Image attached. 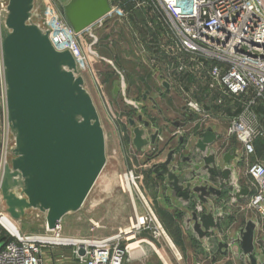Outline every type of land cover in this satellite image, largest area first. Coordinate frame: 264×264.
<instances>
[{"label": "rangeland", "instance_id": "obj_1", "mask_svg": "<svg viewBox=\"0 0 264 264\" xmlns=\"http://www.w3.org/2000/svg\"><path fill=\"white\" fill-rule=\"evenodd\" d=\"M67 2L68 0H37V5L43 7L52 4L64 14V5ZM142 25H135V30L125 21L115 22L113 19L105 18L81 33L78 38L88 57L86 87L92 93L102 119L108 156L116 159L118 163L115 177H107L106 173L100 182L102 185L100 190L105 195L98 201L97 210L100 214H103L104 210L107 212L109 192H113L114 195L119 192L124 193L132 201L128 188L129 177H127L132 173L134 177H139L138 186L166 233L159 228L156 229L157 224L154 222H150L151 228L136 229L138 219L150 218V214L131 183L138 209H135L131 202V215L125 217L123 224L117 227L123 228L124 231H130L131 226L136 227L133 230L136 234L127 235V237L136 235L135 239L123 240L122 245L132 248V242L144 241L141 245L148 252L137 253L142 257L136 262L139 264H251L249 255L242 247V241L248 223L253 222L255 229L252 253L259 264H264V220L256 211L248 207L252 190L246 183L244 156L240 153L242 162L229 166L223 164L220 158L232 147L240 148V143L236 137H233L228 145L214 143L206 152L199 150L196 146L197 141L211 124L200 123L197 117L192 116L186 107V96L182 89L172 85L170 89H166L163 85L164 80L168 81L167 78L159 70L160 67L156 68L152 65L149 54L143 51L144 45L140 41L142 38L135 37V32L139 34L144 32ZM110 79L112 85L107 87V81ZM205 101L207 100L204 99L203 103ZM141 109H145L144 120L150 122L151 126L154 125L155 130H159V136L154 145L138 150L133 144L134 133L130 119L135 120L136 125H143V122L139 123L137 120ZM5 123L0 72V139L3 137ZM151 131L149 134L152 133ZM172 149H176L172 165L180 171L175 173L180 177L181 183L186 181L185 186L190 185L192 190L188 202L177 197L168 183L167 176H158L153 170L156 163L166 161ZM215 155V163L210 161L208 164L204 161V158H213ZM210 168H213L214 172L211 173ZM224 173L227 174L225 178ZM186 174L187 178H184ZM196 187L199 188L197 194L193 193ZM245 188L249 190V194L243 195L241 190ZM158 195L159 200L156 198ZM175 203L179 206H175ZM174 207L177 210L172 212L173 216L171 211ZM193 213H196L198 220L205 214L213 217L215 224L209 227L207 235L200 237L192 227ZM188 218H191V224L187 222ZM93 220L92 214L87 210L72 214L65 219L61 235L78 240L94 239L99 233L107 236L109 227L94 228ZM176 220H180L182 224L186 221L188 227H174ZM18 225L20 231L25 234H46L45 225L41 223L22 221ZM119 228L116 230L117 233ZM201 228L205 231L204 227ZM183 231L187 232L185 242L181 236ZM221 242L227 243L228 246L219 249ZM73 249V245L48 247L45 251L47 260L49 259L48 264H62L61 260L64 264H72ZM128 251L124 264L132 253Z\"/></svg>", "mask_w": 264, "mask_h": 264}, {"label": "water", "instance_id": "obj_2", "mask_svg": "<svg viewBox=\"0 0 264 264\" xmlns=\"http://www.w3.org/2000/svg\"><path fill=\"white\" fill-rule=\"evenodd\" d=\"M0 1V57L7 137L0 211L18 229L22 221L44 224L46 234L35 236L59 234L65 240L77 239L62 236L60 225L67 216L91 212L90 200L105 174L114 171L116 159L108 156L105 129L93 95L86 87L85 73L70 50L55 46L45 22V6L39 7L37 0ZM110 8L109 0H68L64 15L80 33L106 17ZM163 85L170 89L168 81L164 80ZM144 115L145 109H141L137 120L143 125H136L130 119L133 144L138 150L154 145L159 136V130L144 120ZM218 138V130L210 125L196 146L206 152ZM175 152L176 149L169 151L166 161L156 163L153 170L158 176H167L177 197L188 202L192 190L175 173L178 171L172 165ZM215 157L204 161L215 163ZM220 158L226 166L242 162L237 147ZM214 169L209 170L212 173ZM198 191V187L193 189V193ZM241 194H249V190L242 189ZM192 220V227L200 237L207 235L209 227L215 224L209 214L198 220L193 213ZM93 221L94 228L103 227L100 220ZM187 222L191 224V218ZM135 228L131 226L130 231L119 228L114 236L134 234ZM254 229L255 224L249 222L242 247L250 263L259 264L252 253ZM78 243L81 244L79 254L84 255L83 243ZM227 246L219 243V249Z\"/></svg>", "mask_w": 264, "mask_h": 264}, {"label": "built area", "instance_id": "obj_3", "mask_svg": "<svg viewBox=\"0 0 264 264\" xmlns=\"http://www.w3.org/2000/svg\"><path fill=\"white\" fill-rule=\"evenodd\" d=\"M109 1L110 11L96 23L105 18L125 21L135 30V25L143 23L144 32H135V37L142 38L143 51L149 54L152 65L160 67L170 85L182 89L186 107L198 122L207 124L229 117L226 135L236 137L243 146V161L253 181L248 207L264 220V163L250 160L256 152L255 141L264 140V0ZM45 22L55 46L70 50L86 73L88 57L78 38L93 25L77 33L52 4L45 6ZM1 87L5 112L2 72ZM258 108L262 110L256 111ZM6 151L5 123L0 139V182ZM130 174L132 202L136 208L131 183L150 214V218H141L136 229L151 228L150 222H154L156 229L165 233L138 186L139 177ZM6 222L0 211V264H45L43 250L53 245H74L77 258L72 264H123L129 252V247L122 245L123 240L129 241L123 233L103 240H85V254L80 255L78 242L56 243L21 231L14 234Z\"/></svg>", "mask_w": 264, "mask_h": 264}, {"label": "crops", "instance_id": "obj_4", "mask_svg": "<svg viewBox=\"0 0 264 264\" xmlns=\"http://www.w3.org/2000/svg\"><path fill=\"white\" fill-rule=\"evenodd\" d=\"M111 85H112V79L107 81V87L111 86ZM107 91H108V89H107ZM109 95H111V94L109 93ZM260 110H262V108H258L256 111H260ZM229 116H230V114H229ZM229 121H230V119L227 116V117H223V118H220L218 120H212L209 122L212 126H214V127L216 126V129L218 130L219 138H218L216 144L222 143V145H225V144L228 145L231 143L232 138H228L226 135L227 129L229 126ZM237 151H238V155H241V154L243 155L244 151H243V146L241 144H240V148H237ZM255 151H256L255 154L250 157V160H252V161L259 160L262 163H264V140L263 139H257L255 141ZM243 166L245 169V178H246L247 186H249L250 187L249 189L252 190L253 181L247 173V164L243 163ZM117 167H118V163L116 160V165L114 166V171L112 173L109 172V174L107 173V177H111V178L115 177V174L118 171ZM101 187H102V185L100 183L98 188H97V191L94 195V198L92 197V200H90V204L92 201V205H93V208L92 209L90 208L91 209L90 214H92L93 219L100 220L103 224V227H109V228H107L109 232L107 233V236H106V234L99 233V235L97 234V238L95 237L94 239H91V240H103L105 238L114 236L117 233L116 230L119 228L117 226L119 224H123V222H124L123 220H126L124 218L129 217L131 215L130 214L131 213V207L130 206H131L132 201H130L129 197H127L124 193H120V192L115 193V195L113 192H109L108 199H107L108 200L107 212H105V210H104V213L100 214V212L97 210V203L102 198V196L105 195L104 193L101 192V190H100ZM156 198L159 200V195ZM175 206H179V204L175 203ZM136 208L138 209L137 204H136ZM184 209L186 210V207ZM174 210H177V208L174 207L173 211H171V214H173V216H174V213H172V212H174ZM67 217H65V219ZM65 219L62 221V224L60 225V227L65 226ZM183 223L184 224H182L180 220H176V224H174V227H187L185 221H183ZM186 235H187V232L183 231L181 236L184 239V242L186 240V238H185ZM48 247H50V246H48ZM48 247H45V248L48 249ZM45 248L43 250V258L46 257V259H45L46 261L45 260L44 261H45V264H48L49 259L47 260V256L45 254L46 253L45 251L47 249L45 250ZM75 249H76V247L74 246L73 258H71V260H72L71 262L75 261L77 258L76 254L74 252ZM141 257H142V255H137V254L135 256L130 255L129 259L126 260L125 264H139L136 261H139ZM60 262L62 264H64V261L61 260ZM166 264H168V263H166Z\"/></svg>", "mask_w": 264, "mask_h": 264}, {"label": "bare ground", "instance_id": "obj_5", "mask_svg": "<svg viewBox=\"0 0 264 264\" xmlns=\"http://www.w3.org/2000/svg\"><path fill=\"white\" fill-rule=\"evenodd\" d=\"M128 188H130V186H128ZM141 223H142V220H141V218H139L138 219V224H136V226L138 227ZM6 226L14 234H18L19 233V229H18V227H17V225L15 223H13V222H6ZM57 236L56 237H41V238H45V239L51 240L53 242L57 241L56 243H63L65 241H71L72 243H75V242H84L85 241V240H78V239L65 240L64 238H61L59 235H57ZM167 238H169V237L167 236ZM130 239L131 240L135 239V236L134 235H130L129 236V240ZM59 241H61V242H59ZM142 243H144V241H142V240L141 241H134V242L131 243V247L132 248H130V246H129V250L132 251V253H131L132 256L135 255V254H137V253H142V252H143V254H147L148 250L143 245H141ZM138 249H140V250H138Z\"/></svg>", "mask_w": 264, "mask_h": 264}, {"label": "trees", "instance_id": "obj_6", "mask_svg": "<svg viewBox=\"0 0 264 264\" xmlns=\"http://www.w3.org/2000/svg\"><path fill=\"white\" fill-rule=\"evenodd\" d=\"M2 239H4V238H2Z\"/></svg>", "mask_w": 264, "mask_h": 264}]
</instances>
